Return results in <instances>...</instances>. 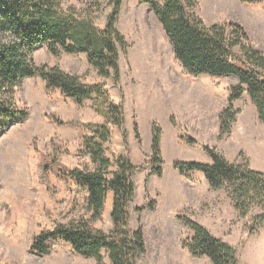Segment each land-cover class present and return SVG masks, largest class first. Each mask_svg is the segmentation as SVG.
Segmentation results:
<instances>
[{
    "label": "rangeland",
    "instance_id": "rangeland-1",
    "mask_svg": "<svg viewBox=\"0 0 264 264\" xmlns=\"http://www.w3.org/2000/svg\"><path fill=\"white\" fill-rule=\"evenodd\" d=\"M97 1L69 0L61 7L82 17L91 14L96 26L104 30L111 8L101 1L97 10L93 6ZM238 1L197 0L196 13L206 26L239 24L248 32L253 47L264 53V0L251 4ZM122 6L117 29L128 48L120 54L119 84L111 77H101L83 54L57 57L45 44L33 50V59L38 67H59L89 86L103 85L111 101L124 110L121 128L110 125L111 140L105 150L112 165L106 176L111 179L118 172L117 163L122 158L137 168L132 178L135 196L129 227H142L145 232L147 251L140 264H211L209 258L197 259L184 248L191 232L178 221L182 214L234 247L239 264H264V206L256 205L241 215L228 188L213 189L204 174L183 175L174 167L181 162L209 166L212 159L205 149H212L231 164L248 165L264 174V123L257 106L248 94L243 95L233 104L235 122L228 132H221L219 116L227 105L229 89L238 86L239 79L189 76L176 61L151 6L142 0H124ZM235 53L242 57L239 47ZM22 82L15 91V107L28 117L0 130V264H98L96 259L77 255L61 241H51L47 255L34 254L31 243L41 232L57 225H71L81 219L91 222L86 190L51 174V189L47 191L37 170L41 154L55 158L62 168L97 170L84 153L83 138L88 133L69 124H104L105 119L92 109L90 100L79 105L58 91L48 90L40 77ZM172 117L177 127L171 123ZM154 123L162 130V177L156 176L149 164ZM182 137L196 144L190 146ZM22 168L31 171L30 184L22 182L19 191L7 189L15 173L24 180ZM106 198L101 217L91 226L109 234L114 230L113 192ZM146 205L154 206L153 211L137 212ZM102 256L104 264H112L105 252Z\"/></svg>",
    "mask_w": 264,
    "mask_h": 264
},
{
    "label": "trees",
    "instance_id": "trees-1",
    "mask_svg": "<svg viewBox=\"0 0 264 264\" xmlns=\"http://www.w3.org/2000/svg\"><path fill=\"white\" fill-rule=\"evenodd\" d=\"M111 8L106 18V27L100 30L92 17H82L75 11L66 12L61 4L69 0H0V130L12 122L26 121L28 114L16 110L15 91L31 77H40L50 91H58L79 105L87 100L92 109L105 119L104 124L70 123L88 133L83 138L84 153L97 166V170H72L61 167L55 158L41 154L38 174L41 184L49 191V178L69 181L88 192L92 220H98L105 207L108 192H113L112 221L114 230L104 234L92 228L84 219L71 225H57L53 230L43 231L31 243V251L47 255L51 241L69 244L82 257L96 259L104 264L103 252L112 264H140L147 251L145 232L142 227H129L130 208L134 201L135 184L132 181L137 168L123 159L118 161L111 179L106 173L112 165L105 146L110 142V125L121 128L124 110L111 101L103 85H87L78 76L70 75L59 67H38L33 59V50L47 45L51 54L86 55L89 65L97 69L101 77H111L120 83L119 58L126 52L128 44L117 29L124 0H98L93 4L97 10L101 4ZM151 6L166 35L177 62L181 63L191 77L209 76L223 78L233 76L239 79L236 87L229 89L230 95L219 116L221 132H228L235 121L234 102L248 94L257 106L259 119L264 123V53L251 44L246 30L235 23L206 26L197 16V0H142ZM256 3L255 0H241ZM240 48L242 57L236 56ZM54 120V119H53ZM56 121V120H54ZM57 122V121H56ZM171 123L177 127L175 119ZM57 124H62L57 122ZM138 136V125L135 126ZM162 130L157 123L152 126L150 165L153 173L163 176V153L161 150ZM190 146L193 139L181 138ZM212 159L207 166L201 163L181 162L174 167L180 174L202 173L213 189H229L234 208L246 215L256 205L264 206V174L253 171L248 165L231 164L212 149H205ZM146 205L137 210L153 211ZM178 221L186 226L191 236L183 246L195 258L207 257L211 264H239L237 250L223 240L216 238L200 223L186 215H179ZM264 220V219H262Z\"/></svg>",
    "mask_w": 264,
    "mask_h": 264
},
{
    "label": "bare ground",
    "instance_id": "bare-ground-1",
    "mask_svg": "<svg viewBox=\"0 0 264 264\" xmlns=\"http://www.w3.org/2000/svg\"><path fill=\"white\" fill-rule=\"evenodd\" d=\"M239 3V1L238 0H235V3ZM146 131V130H145ZM28 133V132H27ZM26 167V166H25ZM14 172H18L17 170H13ZM30 174H31V171H29V169L28 168H26V170H25V168H22V177L24 178V180L23 181H21L20 180V177H18V174H16L15 173V175H12V178H13V183L11 184V186H8V188L7 189H10V187H11V189L13 190V191H15V190H18L19 191V189H20V186L22 185L21 183L23 182L24 184H26V185H29L30 184V181H29V176H30ZM176 176H177V178L179 177L178 176V174H176ZM31 178V177H30ZM20 185V186H19Z\"/></svg>",
    "mask_w": 264,
    "mask_h": 264
}]
</instances>
